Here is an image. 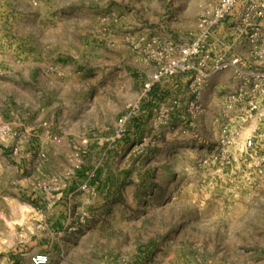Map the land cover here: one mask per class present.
Here are the masks:
<instances>
[{
	"label": "rangeland",
	"instance_id": "1",
	"mask_svg": "<svg viewBox=\"0 0 264 264\" xmlns=\"http://www.w3.org/2000/svg\"><path fill=\"white\" fill-rule=\"evenodd\" d=\"M187 1L193 5L186 14L174 11L177 7L158 14L169 18L170 28L157 31L156 47L191 41L201 16L219 2L171 4ZM89 3L0 0V117L14 132L8 137L12 146L0 145L13 156L7 164L12 171L0 172V264H31L36 254L48 255L47 264H264V177L245 187L240 175L219 167L213 123L224 91L204 90L196 126L193 109L176 110L169 119L158 111L155 122H144L143 96L125 93L135 86L137 71L152 65L149 47L138 48L142 60L131 57L137 51L132 44L119 55L105 48L113 59L122 56L120 65L101 78L96 56L85 51ZM113 4L126 6L139 24L147 22L136 0ZM110 6H102L104 15ZM94 44L91 49L105 41ZM59 98L65 115L102 105L110 107L115 120L81 125L77 140L69 141L64 119L55 114L58 106L52 105L45 115L55 119L56 130L42 144L27 125L42 112L41 102ZM122 117L128 120L118 137ZM26 151L47 164L44 171L20 157ZM51 183L72 188V198L59 202L57 220L24 217L28 202L44 200ZM85 190L84 203H75Z\"/></svg>",
	"mask_w": 264,
	"mask_h": 264
},
{
	"label": "crops",
	"instance_id": "2",
	"mask_svg": "<svg viewBox=\"0 0 264 264\" xmlns=\"http://www.w3.org/2000/svg\"><path fill=\"white\" fill-rule=\"evenodd\" d=\"M89 1L91 2L89 3L90 11L89 16L85 18V27L88 26L89 29L87 30H90V33L88 35L85 34L84 37L89 47L88 49L85 48V51L93 56H96L92 59L95 61L97 60L99 62V66H101L102 68L101 70L103 74L100 75L101 78L106 77V74L110 72V68L115 69V67H118L117 65H120V57L122 56L121 55L118 58L113 59L112 57H110L111 52H109L105 48H110L114 51V54L119 55V53H117L119 50L121 54V49H123L124 47L125 49L127 47L129 48V46L126 47V44H132L138 48L140 47V45L149 47L147 55L150 54L149 57L152 61V65H149V68L146 72L141 71L139 73L137 71L138 78L137 80L135 79V86L133 85L132 87H130L129 92L125 93L133 96L136 95V97H138L140 94L143 96L140 99H142L143 103L147 106V110L144 112L146 116L143 114V117L141 119L144 120V122H148L149 125L155 122L157 120L158 111H165L167 113L166 117L167 119H169L173 117L176 110H192L193 106L198 102L203 105L201 95L208 87L211 89L213 88L217 91L223 90L225 93L224 98L229 94L237 91L239 87V81L236 80V75L232 70L211 76L200 91L195 87L194 84H192L193 76L191 74H179L175 77L164 80L161 83L155 85L148 92L143 88V83L147 82L150 79V77L156 72L157 68H159V65H162L166 62V59L153 58V54H156V52L159 50H164L168 46V43L175 44L174 41H164V45L161 48H159L158 46L156 47V45H158L157 41L160 40V37L157 36V31L165 27L166 29L170 28L169 18L161 20L158 18V14L168 13L171 7H177L174 11L180 14H186L191 9L193 1H187L182 4H171V0H136V2L140 4V11L143 14L146 13L148 15L147 22L143 24H139L137 22V19H135L132 14H130V12L126 9V6L113 4L119 1L120 3H128L131 0ZM110 3V14L107 13L106 15H104L105 13L102 10V6L104 4L108 5ZM260 3L261 0L239 1L231 16H229L223 23L218 25L213 30V34L209 39L210 52L212 53V55L222 53L230 58L238 57L241 60V64L244 65L249 62V58L251 57V45L249 42L251 41L250 36L255 32V27L257 26L259 27L260 35H264V18H257L256 16L252 15L246 19V11L248 8H250V6H259ZM105 20L108 23H105ZM92 22H95L93 26ZM195 30L197 33L198 25ZM102 31H105V33H102ZM103 40L105 41L104 45L99 44V48L93 47L91 49V46L96 45L94 44L95 41L103 42ZM134 53L136 54L135 57L131 52L132 58H135L136 60H138V58L139 60L143 59V55L139 49H137L136 52L134 51ZM70 55L71 57L75 55L73 50L70 52ZM113 65L115 67H112ZM89 87L87 89L88 91L90 89ZM51 101L52 102H41L42 106L39 105V107L42 109V112L33 115L35 119L33 124L29 123L27 125V123H25L28 126L27 128L35 131L40 141H42V144H45L46 139H51L54 131L56 130V124L53 123L55 119L53 118L54 121H49L45 115V111L48 110L52 105L54 107L58 106V110L55 112V114H57L58 119H64V137H66L69 141L77 140L75 136L77 134L76 128L80 127L81 125L86 127L94 124L97 126H101L104 125V123H107L108 119H111V121L115 120V115L110 113V107L106 108L102 105L96 106L94 109L90 107H83L80 112H72L69 115H65L63 106H66V104H64V100L62 98H59V100ZM221 106L222 105H219V108H222ZM18 107L19 111H21L22 109H26L22 106ZM200 116L201 115L198 116V114L194 116L195 126L197 125ZM19 121L21 125L25 126L26 128V125H24L21 120ZM13 134V126L11 124H8L7 120H4L0 117V145L4 148L12 146L14 141L12 139H9L8 137H11V135ZM52 148L53 146H50V149ZM50 151L51 150H48V154ZM9 152V150H0V172L4 171L5 173H9L10 171H12V167L7 165L9 163V159L13 158V156L9 155ZM33 153L34 152L30 151H26L25 153L21 152L20 157L30 159L28 160V162L30 161V163H33L39 171L41 169L44 171L47 164L45 163L43 165V163H41L40 161H35L37 155H33ZM95 187L100 188V185H97ZM60 188L63 189L60 190ZM65 188L66 186H59L55 183H51V185L49 186V190L46 191L47 194L44 193L45 197L46 195L47 197L44 200L42 198L43 202L41 204H39V202L42 201L40 200L41 197L36 200L38 201V203L28 202V206L26 207H29V211L24 213V217H33L39 222L43 217H45L46 219L49 218L52 222L56 221L58 218L57 215L59 202L61 201L60 203L65 204L66 200H70L72 198V195L69 194V191H71L72 188ZM0 189H2L1 186ZM87 193L88 190H85L83 194L77 196V198H75V203L83 204L86 200L85 197ZM53 205H55V208L52 207ZM48 206L52 207V209L50 208V210H47Z\"/></svg>",
	"mask_w": 264,
	"mask_h": 264
},
{
	"label": "built area",
	"instance_id": "3",
	"mask_svg": "<svg viewBox=\"0 0 264 264\" xmlns=\"http://www.w3.org/2000/svg\"><path fill=\"white\" fill-rule=\"evenodd\" d=\"M239 1L219 0L201 16L197 34L191 41L170 44L153 54V58L166 59V62L159 65L144 89L148 92L164 80L179 74H191L192 84L200 91L211 76L232 70L239 87L223 99L221 112L213 123L218 127L216 150L220 158L219 167L230 168V171L240 175L238 178L243 180L245 187H251L256 180L264 177V35H260L258 26L255 27L249 41L251 57L245 65L238 57L230 58L222 53L212 55L209 43L213 30L231 16ZM252 15L264 18V0L259 6L252 5L247 9L246 19ZM202 109L203 105L199 102L193 106L198 115ZM127 120L128 117L119 120L118 137L125 133ZM217 156H214L215 161ZM86 188L84 185L83 189ZM48 262L46 254L31 257V264Z\"/></svg>",
	"mask_w": 264,
	"mask_h": 264
}]
</instances>
